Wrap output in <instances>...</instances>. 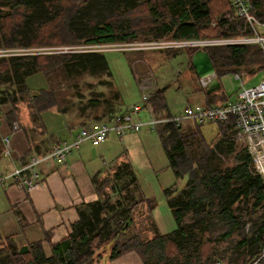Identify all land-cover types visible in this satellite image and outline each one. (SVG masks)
<instances>
[{
  "label": "trees",
  "instance_id": "1",
  "mask_svg": "<svg viewBox=\"0 0 264 264\" xmlns=\"http://www.w3.org/2000/svg\"><path fill=\"white\" fill-rule=\"evenodd\" d=\"M248 1L254 16L264 22V0ZM243 29L228 0H0L3 49L152 41L161 39L160 36L180 40L225 39L247 34ZM196 49L166 51L183 53L187 67L198 79L190 63ZM202 49L208 53L218 80L242 70H264V54L256 44L210 45ZM103 53L0 57V84H5L0 87V105L10 104L15 111L26 103L34 123L41 121L45 110L55 107L64 111L51 90L50 77L56 75L71 81L88 75L96 78L98 85L110 86ZM137 64V60L131 63L136 81L146 75L142 65ZM38 74L49 84L47 89L38 86L32 90L26 84L27 79ZM165 89H155L147 96V105L156 115L153 117L171 116L167 112ZM200 90L206 96L207 104L203 105H212L215 92L207 94L198 81ZM117 95L115 90L109 97ZM104 102L107 99L96 93L76 109ZM188 122L185 127L182 123L164 122L154 128L175 178L186 177L176 193L164 190L175 229L164 234L157 232L150 216L154 206L140 196L133 168L123 160L115 164L110 176L92 178L98 199L86 205V211L79 212L66 238L51 244L49 256L44 255L40 242L21 247L9 244L0 256V264H107L129 252H134L142 264H217V245L244 225L238 214L241 204L249 205L250 218L247 234L237 244L246 249L249 264L264 246V211L253 218L264 206V185L255 174L245 147H236L232 124H218L216 139L209 144L201 134L202 124ZM218 153L230 155L233 164L221 167L217 163ZM142 205V215L152 230L150 238L141 237L135 230L134 213L140 214ZM185 217H190L189 223H184ZM259 264H264V257Z\"/></svg>",
  "mask_w": 264,
  "mask_h": 264
},
{
  "label": "rangeland",
  "instance_id": "2",
  "mask_svg": "<svg viewBox=\"0 0 264 264\" xmlns=\"http://www.w3.org/2000/svg\"><path fill=\"white\" fill-rule=\"evenodd\" d=\"M139 21L140 20L136 21V24ZM160 38L164 37L160 36ZM141 41L142 40H136L132 42ZM73 46H80L79 50L83 52L82 44ZM101 49L102 48H99V50L94 52H104L103 54L108 66L107 69L110 73V80L120 93L121 103L124 106L129 105L131 107L133 105H139L143 107L137 115L140 121L147 122L152 117L148 114L147 106L144 107L142 96L143 94L148 96L150 90H153L155 87L160 89L166 88L164 91V98L167 112L172 116L179 115L186 105L202 104L198 101L197 95H195L198 88V79L187 67V59L183 53L166 50H164L166 51L164 52L150 49H126L124 47L109 51ZM133 60H137V66L142 65L144 72L146 71V76H149L146 80L148 89L139 87L140 79L136 81L131 67ZM238 73L242 74L241 78H236L235 74L230 73L221 76L219 79L221 86L220 93L224 96L226 101L232 102L242 86L244 88L254 87L264 78V70L255 72H246L242 70ZM50 79V87H52L51 90L55 94L59 106L65 108L70 114L75 113L76 107L83 104L89 96H93L100 90L106 91L104 87L96 85L97 80L95 78L88 75L75 77L71 81L56 75L51 76ZM26 82L28 87L32 88V90L36 89L38 86L44 89L49 87V84L46 83L42 75L39 74L30 77ZM0 87H5V84H0ZM91 92H93V95ZM78 98H82L83 102H78ZM25 104H20L18 106L20 114H22V119L25 117L24 111L27 110L25 109ZM4 107L10 108L11 105L8 104ZM188 124V121H184L182 126L185 127ZM200 131L204 140L210 144L216 139L218 125L214 123H204L200 126ZM122 141V147H120L118 152L115 154H113L114 152H110L111 157L106 162L107 166L112 167L123 160L131 164L139 186L140 196L151 201L154 206L150 214L154 227L157 232L161 234L171 232L175 229L176 225L166 204L164 190L168 189L176 193L183 187L186 177L175 178L168 165V161L155 130H142L138 134L122 139ZM233 141L236 147L243 146V144L235 138H233ZM217 163H219L221 167H227L233 164V160L227 153H218ZM104 168L105 167L102 166V169ZM119 184H122V182ZM248 206V204H241L238 211V214L241 216L242 220H244L243 227L236 231L229 239L217 245L214 256V259L218 260L217 264H248L249 255L246 253V249L242 246L239 247L237 244L243 235L247 234V221L250 218ZM139 208L141 210L140 214L139 212L134 213L135 230L140 232L141 237L150 238L152 230L146 221V216L142 215V211L145 209L143 205L139 206ZM263 211L264 206L253 214V218L260 215ZM189 222L190 217H185L184 223ZM9 244H14L19 247L18 244H15L11 240L0 238V256L5 254L4 250H6Z\"/></svg>",
  "mask_w": 264,
  "mask_h": 264
},
{
  "label": "crops",
  "instance_id": "3",
  "mask_svg": "<svg viewBox=\"0 0 264 264\" xmlns=\"http://www.w3.org/2000/svg\"><path fill=\"white\" fill-rule=\"evenodd\" d=\"M148 77L142 76L139 87L147 84ZM99 86L104 87V85ZM104 88L105 92L100 90L96 93H101L102 98L107 99V102L89 104L84 110L77 108L76 112L71 114L67 110L60 112L55 107L50 108L43 111L41 121L35 123L29 118V110L24 111L25 117L22 119L19 108L14 111L12 107L6 108L4 107L6 105H0V137L7 136L11 145V155L6 157L3 154L0 138V170H10L22 164L30 156L45 153L59 142L70 140L83 125L109 121L116 114L129 109V105L124 106L121 103L120 93L113 82ZM155 89L158 88L155 87L153 90ZM115 90L118 93L117 98L109 97ZM217 91L210 103L212 105L226 101ZM96 93L93 95L91 92L92 97L96 96ZM195 95L201 105L207 104L202 90L198 91L197 88ZM90 98L91 96L84 103ZM77 101L82 103L83 99L78 98ZM145 106L148 114L153 116L149 105ZM12 122H16L19 126L14 132L11 130ZM142 130L151 131L147 127ZM139 132L121 137L110 135L97 146L85 142L72 151L62 165L50 161L42 163L39 171L43 177V186L31 192L11 184L0 186V238L11 240L19 247L40 242L44 255L49 256L51 244L66 238L72 224L78 220L79 212L86 211V205L98 199L92 178L100 179L114 171L115 165L111 167L106 163L111 157L110 152H114L113 154L118 152L122 147V139ZM102 166L105 168L102 169ZM107 264H142V262L134 252H129Z\"/></svg>",
  "mask_w": 264,
  "mask_h": 264
},
{
  "label": "built area",
  "instance_id": "4",
  "mask_svg": "<svg viewBox=\"0 0 264 264\" xmlns=\"http://www.w3.org/2000/svg\"><path fill=\"white\" fill-rule=\"evenodd\" d=\"M234 14L244 26L243 31L237 37L225 39H166L161 38L152 41L121 42L100 45H82L83 52L101 50L109 51L117 48H137L150 50H171L181 48H203L210 45L227 44H256L264 54V22H260L252 13L248 0H228ZM80 46H53V47H31V48H0V57L13 55H38V54H60L80 52ZM241 78L242 74H236ZM209 78L198 79L201 87H205ZM146 89V85L140 86ZM144 105L147 104V96H142ZM143 107L133 105L123 113L116 114L109 121L96 122L81 126L70 140H63L52 147L49 151L30 156L22 164L10 170H0V186L14 185L26 192L43 186L42 175L39 167L46 161L56 164H64L68 155L87 142L93 146L100 145L110 135L121 137L130 133H137L143 128L154 130L155 126L164 122H173L176 125L184 121H192L198 124H232L234 138L240 141L249 154L255 174L264 185V78L254 87L244 88L237 93L232 102L217 105H186L177 116L151 117L147 122H142L137 115ZM16 122H12L11 130H18ZM1 138V137H0ZM1 143L3 154L11 155L10 140L2 136ZM264 257V246L259 256L255 257L249 264H259Z\"/></svg>",
  "mask_w": 264,
  "mask_h": 264
},
{
  "label": "water",
  "instance_id": "5",
  "mask_svg": "<svg viewBox=\"0 0 264 264\" xmlns=\"http://www.w3.org/2000/svg\"><path fill=\"white\" fill-rule=\"evenodd\" d=\"M190 63L198 79L209 78L204 87L207 94L220 89V82L215 76L214 66L205 50L201 48L196 49L190 57Z\"/></svg>",
  "mask_w": 264,
  "mask_h": 264
}]
</instances>
